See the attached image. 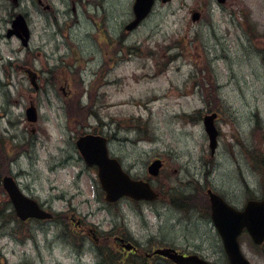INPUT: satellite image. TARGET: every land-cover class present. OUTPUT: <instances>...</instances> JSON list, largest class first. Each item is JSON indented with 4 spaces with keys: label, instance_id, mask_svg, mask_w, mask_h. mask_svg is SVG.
<instances>
[{
    "label": "rangeland",
    "instance_id": "374dc122",
    "mask_svg": "<svg viewBox=\"0 0 264 264\" xmlns=\"http://www.w3.org/2000/svg\"><path fill=\"white\" fill-rule=\"evenodd\" d=\"M134 1L0 0V147L23 191L65 218L22 221L1 190L0 264H170L144 260L166 243L224 264L207 190L239 208L263 197L264 0H156L127 30ZM22 66L39 72V89ZM115 100L138 105L114 109ZM32 105L36 122L26 115ZM210 113L214 153L203 121ZM88 132L107 137L159 198L109 203L76 146ZM156 157L165 166L154 177L147 168ZM121 234L144 246L142 259L121 251ZM240 241L251 264H264V246L254 249L247 232Z\"/></svg>",
    "mask_w": 264,
    "mask_h": 264
},
{
    "label": "water",
    "instance_id": "95a60500",
    "mask_svg": "<svg viewBox=\"0 0 264 264\" xmlns=\"http://www.w3.org/2000/svg\"><path fill=\"white\" fill-rule=\"evenodd\" d=\"M17 1V0H15ZM226 0H218L225 2ZM156 0H135L133 4L134 19L126 25L127 30L135 29L152 11ZM199 13H193V19H197ZM20 33L16 30L8 31V36ZM30 80L35 89H38L37 73L29 72ZM29 121L35 122L38 118L35 106L26 109ZM217 113L206 114L204 125L210 140L212 153L218 145L219 131L215 126ZM77 147L85 162L98 167V176L105 190V198L114 202L123 196H129L137 200H154L158 193L152 185L143 179H134L124 170L121 162L109 156L107 138L101 135L86 134L77 140ZM163 162L160 158L155 159L149 166L151 175H158ZM3 185L8 192L20 219L26 220L30 217L40 219L52 218L53 214L41 208L39 203L25 195L12 176L3 178ZM212 207V220L222 236L226 252L229 257V264H250L249 259L242 252L239 235L244 228H247L255 243L261 244L264 241V197L262 199L248 200L244 209L239 210L229 204L222 196L208 189ZM127 249L133 245L125 244ZM155 253L172 259L177 264H213L209 260L200 257L198 254L184 255L175 248L157 249Z\"/></svg>",
    "mask_w": 264,
    "mask_h": 264
},
{
    "label": "flooded vegetation",
    "instance_id": "af4514ba",
    "mask_svg": "<svg viewBox=\"0 0 264 264\" xmlns=\"http://www.w3.org/2000/svg\"><path fill=\"white\" fill-rule=\"evenodd\" d=\"M7 34H8V32H7ZM22 70L24 71V73L25 74H28L27 72L29 71V70H34V69H32L31 67H29V66H22ZM37 72V74H38V80L40 79V74H39V72L38 71H36ZM89 134H90V132H88ZM88 133H83V134H81V135H79V137L80 136H82V135H85V134H88ZM93 134H95V133H93ZM20 149H22V152H21V154L22 153H24V146H23V144H21V146L18 148V150H20ZM111 156H113V157H116L115 155H113V153L111 152ZM82 157V156H81ZM118 158V157H117ZM157 158V157H156ZM8 159H9V156L7 155L6 156V161H7V168L9 167V169H8V173H6V174H4V175H2V173H3V169H0L1 170V172H0V191L1 190H4V188H3V177L4 176H6L7 174H11V175H13L14 177H15V180L17 181V183H18V185H19V187H20V189H21V191L25 194V195H27V196H29V197H31V198H34V199H36L37 200V202L39 203V205H40V207L41 208H43V209H45V210H47V211H50V212H52V214H53V216H52V218H48V219H40V218H35V217H31V218H28L27 220H22V221H25V222H30V221H41V222H48V223H50V222H52V221H57V222H63V221H65V218H62L64 215H60V214H64V213H58V212H56V211H54V210H52V208H50L46 203H44V202H42L40 199H38L37 197H34V196H32V195H29V194H27L25 191H23V189L21 188V186H20V181H19V179H18V174L19 173H15L14 171H12V169L10 168V164H12L13 163V161L11 160V162L9 163V161H8ZM119 159V158H118ZM6 164H3L2 165V160H1V150H0V168L1 167H4V166H6ZM87 166V165H86ZM164 166H165V161H164V159H163V168H164ZM93 168H95V167H93ZM145 179H149L148 177H145ZM152 182V181H151ZM159 196H160V193H159ZM159 196H158V198H159ZM9 201H10V205H11V207H12V210H11V212L14 214V215H16L17 216V218H19L18 217V215H17V212H16V209H15V207H14V204H13V202H12V200L10 199V197H9ZM232 204V203H231ZM237 208H239V207H237ZM243 207H241L240 209H242ZM20 219V218H19ZM72 220H74V221H76V225H77V228L84 234H86V235H88V236H93L94 237V239H95V242L97 243V242H99V238H97V236H96V232H95V230L94 229H91V228H89L88 226H86V225H84V224H82V222H81V220L80 219H75V218H72ZM247 232V230H243V232L242 233H246ZM241 233V234H242ZM248 233V232H247ZM115 237V241H116V243L118 242V244L120 245V247H121V251H124V252H126L127 254H131V255H133V256H130V258H132L133 260H134V258L135 257H140V255H137L139 252H140V243H138L137 241H134V240H132L131 241V239L129 238H126L125 236L126 235H124V234H121V235H114ZM221 237V236H220ZM239 239H240V236H239ZM221 240H222V237H221ZM58 242L63 246V247H65V244H64V241L63 242H61V241H59V239H58ZM241 242V241H240ZM125 244H131V245H133V246H136V248H134V249H125L124 248V246H125ZM222 244H223V240H222ZM253 245V247H254V249H259V248H262L263 246H264V242L262 243V244H255V243H253L252 244ZM142 247H144L143 245H141ZM164 248H175L179 253H182V254H184V255H189V254H191V253H197V252H189V251H183L182 249H180V248H178L177 246H175V245H172V244H170V243H166V244H162V246H159V247H156V248H153L152 249V251H147L145 254H144V257H146V258H144V260H146L147 258H150V257H153V256H157V257H159V258H162V259H166L170 264H176L175 262H173L171 259H169V258H167L166 256H163V255H161V254H157V253H155V251L157 250V249H164ZM223 248H224V245H223ZM120 251V254L122 253ZM224 252H225V254H226V262L224 263V264H228L229 263V258H228V255H227V253H226V250H225V248H224ZM202 256V255H201ZM127 257V256H126ZM129 259V258H128ZM140 259H142L141 257H140ZM120 261H122V264H126V262H125V260H123L122 258L120 259ZM141 261V260H140ZM139 261V263L138 262H135V263H132V262H130V260L129 261H127V262H129L130 264H142L141 262Z\"/></svg>",
    "mask_w": 264,
    "mask_h": 264
},
{
    "label": "bare ground",
    "instance_id": "6f19581e",
    "mask_svg": "<svg viewBox=\"0 0 264 264\" xmlns=\"http://www.w3.org/2000/svg\"><path fill=\"white\" fill-rule=\"evenodd\" d=\"M28 76H29V78H30V75L29 74H27ZM37 77H38V74H37ZM30 82H31V80H30ZM32 84V83H31ZM141 102H139V104H140ZM137 105H138V102H135V101H125V100H123V101H119V100H115L113 103H112V107L114 108V109H118V108H127L128 106H133V107H137ZM89 134V133H88ZM78 140V139H77ZM77 140H76V146H77ZM107 147H108V150H109V156L110 157H113V156H111V151H110V149H109V140H108V142H107ZM6 153V152H5ZM8 154H6V156H7ZM9 156V158L10 159H12V155H8ZM4 170H3V173L4 174H6V173H8V170H7V168H3ZM7 170V171H6ZM6 176H12L14 179H15V177L13 176V175H11V174H7ZM5 177V176H4ZM3 177V178H4ZM16 181V180H15ZM17 182V181H16ZM3 188H4V185H3ZM4 191H6V189L4 188ZM7 192V191H6ZM7 194H8V192H7ZM8 196H9V194H8Z\"/></svg>",
    "mask_w": 264,
    "mask_h": 264
},
{
    "label": "trees",
    "instance_id": "16d2710c",
    "mask_svg": "<svg viewBox=\"0 0 264 264\" xmlns=\"http://www.w3.org/2000/svg\"><path fill=\"white\" fill-rule=\"evenodd\" d=\"M0 150H1V160H2V165H3V164L7 163V161H6V153L1 147H0ZM6 167H7V164L3 168H6Z\"/></svg>",
    "mask_w": 264,
    "mask_h": 264
}]
</instances>
